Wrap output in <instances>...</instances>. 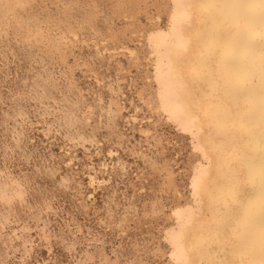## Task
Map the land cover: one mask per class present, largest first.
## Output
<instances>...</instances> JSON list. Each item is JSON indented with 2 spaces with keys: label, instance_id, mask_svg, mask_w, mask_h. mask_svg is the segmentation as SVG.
Instances as JSON below:
<instances>
[{
  "label": "snow or ice",
  "instance_id": "obj_1",
  "mask_svg": "<svg viewBox=\"0 0 264 264\" xmlns=\"http://www.w3.org/2000/svg\"><path fill=\"white\" fill-rule=\"evenodd\" d=\"M0 110V264H264V0H0Z\"/></svg>",
  "mask_w": 264,
  "mask_h": 264
},
{
  "label": "bare ground",
  "instance_id": "obj_2",
  "mask_svg": "<svg viewBox=\"0 0 264 264\" xmlns=\"http://www.w3.org/2000/svg\"><path fill=\"white\" fill-rule=\"evenodd\" d=\"M160 28L164 32H168L169 28L165 26L164 24L160 25ZM143 43L147 45V37L144 38ZM168 43L167 37L161 40L160 46L161 50L164 51V45ZM155 59V58H153ZM164 63H167V60L164 61ZM153 74L155 73V67L152 68ZM152 79V87L159 88V85L155 84L154 76L151 77ZM64 87L66 89L70 88V85L65 83ZM69 111H71V108L69 106ZM179 113L176 115V119H179ZM3 123V116H2V110H0V125ZM175 125H169V132L172 134L173 139H176L177 143L180 145L181 150L183 152V156L185 158V166H186V172L184 176V182L180 186V193L179 195L171 202V204L168 206V219L164 221L161 224V228L166 231L168 228L175 227L177 221L181 219L183 216H187L191 214L194 208L198 207L197 198L193 196V187H192V176L195 175L196 172V165L198 163L196 157L197 153L193 152V137L191 133H185V132H176ZM147 129V127L145 128ZM3 128L0 127V133H2ZM137 138L139 139V134L137 133ZM189 153H192L191 157H189ZM140 166H143V162H140ZM0 171H2V168H0ZM101 179L103 177H100ZM4 177L0 176V184L4 183ZM21 183L26 184L27 182L21 178ZM4 212V206L3 204H0V213ZM176 213H180L181 215L178 216ZM67 214V213H66ZM3 240H0V259L3 257ZM39 243V241H37ZM17 247L20 245L17 244ZM115 259V257H112Z\"/></svg>",
  "mask_w": 264,
  "mask_h": 264
}]
</instances>
